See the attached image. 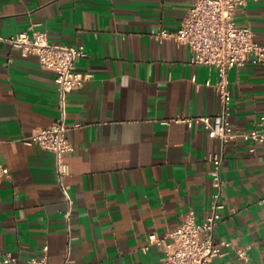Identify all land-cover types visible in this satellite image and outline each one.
Instances as JSON below:
<instances>
[{
	"label": "crops",
	"instance_id": "0c3cea01",
	"mask_svg": "<svg viewBox=\"0 0 264 264\" xmlns=\"http://www.w3.org/2000/svg\"><path fill=\"white\" fill-rule=\"evenodd\" d=\"M195 0H0V264L47 253L53 264H156L190 211L203 220L214 192L210 155L224 154L226 207L216 228L224 253L212 264H264V142L210 136L203 123L223 106L208 80L218 68L191 61L188 44L158 39L178 29ZM236 19L264 43V0L238 6ZM48 30L54 42L84 45L91 73L68 94L69 172L56 152L26 137L62 115L57 74L10 36ZM229 119L251 129L264 114V63L229 71ZM255 147V150H253ZM48 246V249L45 247ZM246 248V255L239 253Z\"/></svg>",
	"mask_w": 264,
	"mask_h": 264
},
{
	"label": "built area",
	"instance_id": "2783aa9c",
	"mask_svg": "<svg viewBox=\"0 0 264 264\" xmlns=\"http://www.w3.org/2000/svg\"><path fill=\"white\" fill-rule=\"evenodd\" d=\"M249 0H195L182 25L172 30L161 27L153 30L158 39L173 38L178 44H188L192 50L191 61L197 64H211L218 68L216 81L208 80L214 85L222 101V110L215 115H191L177 118L189 125L203 123L210 136L220 137L224 141L240 138L264 142V114H261L251 129L235 126L229 119L233 94L229 86V71L233 67H244L250 62L264 63V43L255 37L250 25L237 21L236 10L246 5ZM11 42L20 47L23 55L35 54L41 63L57 74L61 96V117L52 125L37 128L25 138L27 143L38 144L56 152L59 160V173L63 178L69 172L65 154L73 151L75 145L69 136L70 125L67 121L68 94L84 85L91 73L79 70L77 59L87 55L84 45H69L54 42L48 30L34 29L20 31L9 37ZM255 150V147H253ZM214 162L211 173L214 178V192L210 212L199 220L195 211H190L186 219L169 232L172 237L167 240L153 232L149 235L148 249L151 244L165 247L166 257L156 264H212L215 257L224 253L223 247L232 244L231 240L218 241L216 228L223 218L226 207L224 200L223 164L224 154L213 152ZM12 175L9 166L0 161V182ZM48 249V246L45 247ZM239 253L246 255V248ZM4 262L16 264H53L44 253L21 260L11 251H7Z\"/></svg>",
	"mask_w": 264,
	"mask_h": 264
}]
</instances>
